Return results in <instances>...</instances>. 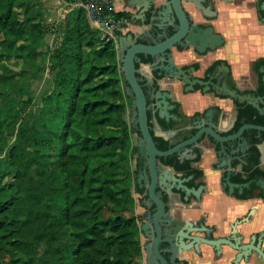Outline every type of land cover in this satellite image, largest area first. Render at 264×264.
I'll list each match as a JSON object with an SVG mask.
<instances>
[{
    "label": "trees",
    "instance_id": "obj_1",
    "mask_svg": "<svg viewBox=\"0 0 264 264\" xmlns=\"http://www.w3.org/2000/svg\"><path fill=\"white\" fill-rule=\"evenodd\" d=\"M121 67L115 38L83 8L53 21L43 0H0V264H134L142 254L139 218L127 213L136 148ZM43 77L50 86L32 109ZM242 122L264 116L242 105Z\"/></svg>",
    "mask_w": 264,
    "mask_h": 264
},
{
    "label": "flooded vegetation",
    "instance_id": "obj_2",
    "mask_svg": "<svg viewBox=\"0 0 264 264\" xmlns=\"http://www.w3.org/2000/svg\"><path fill=\"white\" fill-rule=\"evenodd\" d=\"M206 3L213 6V0H206ZM153 13H148L144 22L151 24V32L155 38L162 39L159 37L158 29L156 27L160 20H152ZM210 25V24H209ZM212 25V24H211ZM153 39L148 35H144V43H151ZM225 45L217 47L215 49H207L205 52L198 51L195 47L185 48L182 45L174 47L172 52V58L176 63L178 69H184L189 72L191 79H199L204 84L196 83L193 90H186L187 83L176 77L170 75L165 69V66L169 64L168 57L154 58L150 55H141L142 60L145 64L149 65L152 71V76L142 75L138 72L141 78V84L143 86L149 109L148 122L150 130L153 135L154 141L158 147V143L155 137H161L165 141L170 143V147L165 149L168 150L188 139L198 131V126L207 125V122H203V118L209 119L214 123V128L223 136L233 135L239 131V129L247 123L262 125L257 122H242L239 127L236 128L239 122V113L242 105H251L257 109L259 115L264 114L254 105L247 102H239L237 99L218 93L215 86L223 84L236 89L240 93H253L258 97L264 96V59L254 63V71L259 77V89L254 91H243L239 89L236 80L233 77L231 66L226 59L218 58L212 60L208 65L202 66L199 61H193L183 66L179 65L175 59V51L182 52L187 49H192L199 56H206L211 52H214ZM138 63L137 67L139 68ZM201 71V74H197ZM172 81L181 83L183 85L184 92H201V93H213L219 98L232 99L235 105V114L233 119L226 125L225 129H221L222 122L226 119V114L223 113L222 109L216 105L207 106L203 111L197 112L192 116L184 114L182 104L175 100V91L170 87H165L163 81ZM128 83L125 82V93L131 99L129 105V122L134 130L133 135L135 136V148L136 155L134 159V186L133 194L136 195L139 205L143 208L140 213V229L141 235L145 238L144 246L153 240L151 233L153 232L152 227L148 228L149 234L147 235L142 226L146 221L148 213L154 214L155 204L150 201L149 185L150 178L148 166L145 163L144 156H141L137 148L139 139L141 137V131L139 124L133 122L132 117L134 113L133 97L126 92ZM209 86L208 90H204L205 87ZM159 92H169L170 97L166 96L169 100L172 108L170 112L176 116L167 119L165 116L161 117L160 108L157 103L162 99L159 97ZM264 109V99L260 103ZM257 118V116L255 117ZM255 131V133L253 132ZM208 139L215 146V152L219 157V161L212 165L214 171L219 172L220 176L218 179V186L225 194L234 200L235 204L243 207L249 205L247 209L234 216L231 220L226 223V230L224 233H219L220 227L216 224L208 221V213L203 211V203L205 193L208 189V183L206 180V172L203 168L196 166L202 158V141ZM246 142V143H245ZM264 143V131H259L255 128H247L242 133V137L231 139L224 143V149L222 144L216 141L213 137L208 134H203L195 145H189L188 148L191 152L196 154L194 158L181 157L182 151L174 152L168 156H162L158 158V163L164 169H172L180 179H186L183 182L188 188H199L201 185H205L206 188L203 190L201 198L198 199L195 194H190L188 199H185L186 191L177 189L176 186L179 184L178 181L167 180L166 184L158 183L156 192L159 193L160 198L165 202V213L162 217V221L159 222L161 228V240L159 242V250L162 255L168 260V264H232L231 260L235 258L237 251L233 246H241L243 244L250 245L251 248L255 249L250 257V263L241 262V264H264V261L259 257L264 256V190L258 184L260 179L264 180V165L262 159L261 144ZM159 148V147H158ZM160 149V148H159ZM163 150V149H160ZM223 150V151H222ZM256 156L258 163H251L250 156ZM174 157V160L167 161L166 158ZM189 164V165H188ZM188 165V166H187ZM201 173H199V171ZM229 175V181L227 176ZM233 183V190L231 191V185ZM236 184L243 185V187H237ZM242 189V191H241ZM199 210L200 214L195 215L194 212ZM203 221L206 226L214 227L213 237H223L224 245L222 252L219 255H215L211 247L202 245L201 250L196 253L194 250L180 251V244L176 238V229L187 228L194 229L197 227L198 222ZM153 226V225H152ZM188 242V241H187ZM175 243L176 246L173 245ZM179 247V248H178ZM177 251L178 254L175 262L171 261V257ZM191 255L192 258L187 257Z\"/></svg>",
    "mask_w": 264,
    "mask_h": 264
},
{
    "label": "water",
    "instance_id": "obj_3",
    "mask_svg": "<svg viewBox=\"0 0 264 264\" xmlns=\"http://www.w3.org/2000/svg\"><path fill=\"white\" fill-rule=\"evenodd\" d=\"M228 2L232 0H226ZM184 2L193 3L196 9L200 10L206 16H214L216 11L210 4H206V0H127L128 5L131 8L136 6L140 7V17L142 24L139 26L140 33H122L118 36V58L121 63V71L125 76L128 83L126 92L133 97L134 113L132 120L139 124L141 137L137 146L141 156H144L145 163L148 166L150 178L148 181L150 201L155 204L154 214L148 213L146 221L142 226V230L148 235V228L151 226L153 232L151 237L153 240L143 246L145 253L146 264H168V260L162 255L159 250V242L161 240V228L159 222L162 221V217L165 213V202L160 198L159 193L156 192L158 183L166 184L167 180L178 181L179 184L176 186L177 189L186 191L185 199L189 198L190 194H195L198 199L201 198L203 190L206 188L205 185H201L199 188H188L183 184L186 179H180L174 170L164 169L158 163V158L162 156H168L174 152L182 151L181 157L194 158L196 154L191 152L188 148L189 145H195L203 134H208L213 137L216 141L222 144L224 149V143L237 138L242 137V133L247 128H255L259 131H264V126L247 123L244 124L237 133L233 135L223 136L213 126L214 123L209 119L203 118V122H207L198 126V131L190 139L168 149L160 150L156 142L154 141L153 135L150 130L148 122V103L147 98L141 84V78L138 75L139 68L138 63L141 62V55H150L154 58L168 57L169 64L165 66V69L170 75L184 80L187 83L186 90H193L196 83L204 84L205 82L199 79H191L189 72L184 69H178L176 63L172 58L171 50L177 46H183L190 48L195 47L200 52H205L207 49H215L220 47L224 43V37L221 33L217 32L213 25H201L196 23L188 11L184 7ZM153 13L152 20H160V23L156 24L158 29V36L162 39H157L151 32H148L146 27L148 24L144 22L148 13ZM136 16V15H135ZM139 16V15H137ZM124 27V24H123ZM144 35H148L153 39L151 43H144ZM264 71V68H263ZM210 87H205L204 90H208ZM218 93L229 95L239 102H247L254 104L263 114L264 109L260 103L263 101L264 96L258 97L253 93H240L236 89L229 87L226 84L222 86H215ZM166 96L170 97L169 92H159V97H162L158 101L157 105L160 108L161 117L170 119L171 117L176 118L170 110L172 105ZM246 143V142H245ZM223 151V150H222ZM229 181V175L227 176ZM260 187L264 190V180L258 181ZM231 191L233 190V183H230ZM237 187H243V185L236 184ZM242 191V189H241ZM153 225V226H152ZM214 227L206 226L203 221L198 222L197 227L194 229H176V238L180 244V251L194 250L199 252L202 245L211 247L214 254L217 256L222 252L224 239L223 237H213ZM188 241V242H187ZM174 246L175 243H173ZM237 251L235 258L231 260L232 264H241V262L250 263V257L255 251L250 245L243 244L239 247L233 246ZM174 251L171 257V261L175 262L178 254ZM264 261V256L259 257Z\"/></svg>",
    "mask_w": 264,
    "mask_h": 264
},
{
    "label": "crops",
    "instance_id": "obj_4",
    "mask_svg": "<svg viewBox=\"0 0 264 264\" xmlns=\"http://www.w3.org/2000/svg\"><path fill=\"white\" fill-rule=\"evenodd\" d=\"M43 1L53 21L64 17L65 11L69 9L67 0ZM112 2L115 11H129L131 13V18L126 20L122 33H140L139 26L143 22L139 14L140 7L131 8L127 0H112ZM213 3L216 14L210 17L196 9L193 3L184 2V7L196 23L204 26L212 24L215 30L225 38V45L206 56H199L192 49L182 52L175 51L176 62L183 66L193 61H199L204 66L214 59L223 58L231 66L233 77L239 89L243 91L259 89V77L254 71V63L264 59V0H232L230 2L213 0ZM151 26V24L147 25V31H151ZM114 38L118 47V36ZM139 72L142 75L152 76L150 66L144 61L139 65ZM197 74H201V71H198ZM163 82L165 87L174 89L175 98H177L175 100L182 104L184 114L192 116L203 111L207 106L216 105L226 114V119L220 126L221 129H225L226 125L233 119L235 105L232 99L219 98L213 93L184 92L181 83L172 84V81L169 80ZM128 114L130 115V111ZM201 144L204 150H202V158L196 163V166L205 170L208 183L203 211L208 213L210 223L220 227L219 233H224L227 221L243 213L249 205L238 206L233 199L225 196L218 186L220 173L212 168V165L219 161L215 152L216 148L208 139H204ZM260 148L264 165V143L261 144ZM140 213L142 211L137 210L136 214ZM194 214L199 215L200 211L197 210ZM187 257L192 258L191 255H187ZM192 264L194 263L192 262Z\"/></svg>",
    "mask_w": 264,
    "mask_h": 264
},
{
    "label": "built area",
    "instance_id": "obj_5",
    "mask_svg": "<svg viewBox=\"0 0 264 264\" xmlns=\"http://www.w3.org/2000/svg\"><path fill=\"white\" fill-rule=\"evenodd\" d=\"M67 3L69 9L65 11V15L73 8H83L90 21L94 26L101 29L106 37H115L117 30L122 31L124 29L123 24H125L126 19L116 18L112 0H67ZM134 264H146L145 255Z\"/></svg>",
    "mask_w": 264,
    "mask_h": 264
},
{
    "label": "rangeland",
    "instance_id": "obj_6",
    "mask_svg": "<svg viewBox=\"0 0 264 264\" xmlns=\"http://www.w3.org/2000/svg\"><path fill=\"white\" fill-rule=\"evenodd\" d=\"M53 37L49 36L47 38V41L48 43L50 44H53ZM32 89L34 91V94H35V100H34V105L32 107V109H38L39 108V104H40V95L41 93L47 89V87L50 86L49 82L48 81H45V77H43L42 79H39V80H36V81H33L32 82ZM122 85L123 87L125 86V83H124V80L122 81ZM129 108L127 110V118L128 120H130L129 118ZM132 142H133V145H135V136L133 135V138H132ZM136 155V154H135ZM135 155L133 157V160H132V168L134 169V159H135ZM34 168H32L30 170V175L32 177H36V171H33ZM29 181V179L26 181V183ZM134 195V194H133ZM135 199H136V205H135V209L133 211H128L127 213L130 215V214H135L138 216L139 218V224H140V214H136L137 213V210L139 212L143 211V208H141V206L139 205V201L137 200V197L136 195H134ZM139 240H140V244L141 246L143 247L144 246V242H145V238L141 235V232H140V235H139ZM46 247H47V243L45 242V240H41L40 242H37L36 243V246H35V251L34 252H38L39 254H42L45 252L46 250ZM144 250L142 252V254L140 256H138L136 259H135V262H137L138 260L142 259V257H144ZM134 262V263H135Z\"/></svg>",
    "mask_w": 264,
    "mask_h": 264
}]
</instances>
